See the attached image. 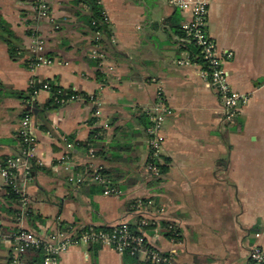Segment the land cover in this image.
<instances>
[{
	"label": "crops",
	"instance_id": "1",
	"mask_svg": "<svg viewBox=\"0 0 264 264\" xmlns=\"http://www.w3.org/2000/svg\"><path fill=\"white\" fill-rule=\"evenodd\" d=\"M76 1L47 0V20L63 29L54 32L49 21L39 27L50 58L29 69L34 40L26 34V20L32 7L27 0H0V25L10 26L23 49L12 59L0 38V162L19 154L22 116L30 112L41 163L29 180H21L30 217H18L22 204L9 199L0 182V227L46 235L63 224L81 231L121 222L135 226L146 217L155 222L145 230L149 244L173 255V264H257L250 253L254 247L264 252V0H202L209 8L210 38L220 54H232L225 64L231 86L248 98L232 126L202 67L180 64L192 48L171 29L176 10L166 0H101L120 54L106 55L100 67L83 34L86 12L77 15ZM179 17L182 27L189 15ZM98 70L105 83L97 80ZM33 80L96 101L46 108V91L28 102L9 96V90L27 92ZM159 101L167 109L160 155L167 172L153 180L146 170L148 129ZM94 129L102 133L91 155L74 143H86ZM64 139L74 146L69 170L60 164ZM88 168L106 171L122 195L105 196ZM77 174L87 182L77 184ZM137 200L147 203L145 211L134 209ZM163 223L179 230L178 243ZM10 254V246L0 244V264H10ZM59 264L126 263L112 248L81 245L65 252Z\"/></svg>",
	"mask_w": 264,
	"mask_h": 264
},
{
	"label": "built area",
	"instance_id": "2",
	"mask_svg": "<svg viewBox=\"0 0 264 264\" xmlns=\"http://www.w3.org/2000/svg\"><path fill=\"white\" fill-rule=\"evenodd\" d=\"M167 4L174 10L186 13L189 19L182 25L185 34L184 40L189 45H194L199 49V56L195 59H201L202 62L193 60L194 56H190L185 61H181V65L195 63L202 67V78L213 88L220 99L224 119L229 125H235L243 104L247 103L248 98L234 91L230 83V73L226 69L225 64L232 59L231 53L220 54L215 41L210 38L208 27V4L202 0H166ZM39 9V19L49 18V4L47 0H42ZM45 42L38 40L36 42L35 51L42 53ZM92 58L97 60L100 58L98 52L93 50ZM44 60L41 64H46ZM39 64V65H41ZM37 65V66H39ZM205 65V68H204ZM36 66V67H37ZM207 67V68H206ZM35 68V67H33ZM32 68V69H33ZM37 82L32 81L31 87L36 86ZM49 92L52 97V89L45 86L44 90ZM59 106H65L72 102L82 101L87 97L79 95H66L59 92L58 95L53 94ZM90 101H96V97L90 98ZM167 109L162 101H159L153 108L152 125L148 129L149 136V159L146 164V170L151 179L159 180L162 177L159 168L160 155L164 143L162 134L163 122ZM100 109L96 111V116L100 117ZM107 128V126H105ZM22 137L21 149L15 157L6 158L0 162V177L4 181L5 187L12 186L15 193L21 198V214L20 217H28L29 200L25 195V189L21 186V180L26 182L30 179L31 163L30 160L35 158L37 151V141L32 135L31 116H25L21 121ZM66 145V155L60 164H63L69 170L70 151L73 144L64 139ZM94 149L90 150V154L94 155ZM41 166V163H37ZM77 184L81 185L87 182L83 174H77L74 177ZM99 186L104 188L105 196L120 197L122 191L111 187L110 181L101 176L96 175L93 180ZM147 203L144 200H137L133 204L137 212L145 211ZM153 220L142 217L139 221L137 231L132 229V225L127 222L117 223L111 227V232L106 233L98 230L96 227H89L78 231L74 227L63 228L59 226L57 231L46 235H39L33 231L26 230L22 227L12 233H5L0 227V244H7L11 248L10 264H27L25 258L27 252L32 249H41L44 253L43 264H59L61 256L72 247L81 245H95L109 247L124 254L129 251L133 257H139L141 261L151 264H173V255L164 254L153 248L146 237L145 230L149 228ZM177 231V230H176ZM179 234H176L172 240L179 242ZM250 260L257 264L264 263V252L260 247H254L250 253Z\"/></svg>",
	"mask_w": 264,
	"mask_h": 264
},
{
	"label": "trees",
	"instance_id": "3",
	"mask_svg": "<svg viewBox=\"0 0 264 264\" xmlns=\"http://www.w3.org/2000/svg\"><path fill=\"white\" fill-rule=\"evenodd\" d=\"M27 1H28L29 5L32 7V11L27 14L26 27L28 29H27L26 34L29 38L34 40V47L32 49V53L34 54V56L30 62L26 63V66L29 69H32L33 67H36L37 65L41 64L42 61L49 60V58H50V54L49 55L45 54V49L43 50L42 53H37L35 51L36 42L38 40L44 41V38H42L41 33L38 31L39 27L41 25L45 24L49 20L39 19L38 6L42 2V0H27ZM76 5H77L76 13L79 17H82L83 11L86 12V15L84 17H82L86 23L83 34H84V36H87L90 38V44H91L92 51L96 50L98 52L100 58L95 60V66L100 67V63L102 61V58H104L106 55L113 54V56L114 55L118 56L120 54L118 49L113 44V33L111 30V25L109 23L108 17L104 11L101 0H77ZM49 13H50V7H49ZM179 13H180V11L175 12L174 16L170 19L169 24H170L171 29L173 31H175L178 36H180L181 38H184L185 34H184L182 27L180 25L181 19L179 17ZM29 16H31V19H29ZM48 24L50 25V27L53 28L54 32L59 33L63 29L62 27H60L59 24H55L52 21H49ZM0 38L7 45L9 54H10L12 59H16V58H18L19 55H22L23 49L20 46V40L10 30V26L7 25L6 23L0 25ZM190 46L192 48L191 49V55L194 56L193 60L196 62H202L201 59H198V58L195 59V57L199 56V54H200L199 49L196 48L194 45H190ZM204 68H205V65H204ZM96 76H97V80L99 82H101V83L106 82L105 81V75H103L101 70L97 71ZM45 86H49L52 89L51 101L45 106L46 108L60 107L59 104H57L56 99L53 98V94L56 96L59 94V92H63L66 95L83 96L82 94L75 93V92L66 93L62 89L55 87L54 85H52L49 82L37 83L36 86L30 87L27 92H16V91L9 90L8 94H9V96H11L17 100H24V101L28 102V101H31L36 96V94H38L40 91L44 90ZM87 99L90 100L89 97H87ZM25 116H31V113L25 112L23 114L22 118H24ZM151 125H152V123L149 126H151ZM43 130L46 132L53 133V130L50 129L48 126L44 127ZM101 133H102V129H94L91 132L89 140L86 143H84V144L83 143H80V144L74 143V144L77 145V147H81L87 151H90L91 148H97V142H100V140H101ZM18 139H19V142L21 144L22 137L20 134H19ZM68 141H69V143L73 142L72 139H68ZM101 148H103V145ZM71 153H72V151H70V154ZM30 163H31L30 177H32V175L35 172L40 170V167L37 165L36 158L31 159ZM159 168L161 170L162 175L167 172V168L165 166H161L160 163H159ZM79 171H80V169H76V173H78ZM87 172H88L87 174H88L89 178H93L96 175H101V176L107 178L111 183V187L118 189L114 185L113 180L111 179V177L109 176V174L106 171L100 170L96 173H93V171L88 168ZM5 189H6L8 198L13 200L14 203L19 206L21 204V198L15 193L13 187L9 186V187H5ZM134 203H132V204H134ZM21 210L22 209L17 210L18 217L21 214ZM30 216H31V213L28 210V217H30ZM163 226L166 228L169 238H173L176 234H179L178 239L181 240L180 232H179V230H177V228H175L174 226L168 225V224H164V223H163ZM62 227L68 228V226H65L64 224L62 225ZM138 228H139V222L135 226L132 225L133 230L137 231ZM149 228H151V226ZM98 230H103L106 233L111 232V229L109 227L98 228ZM5 233H12V232L6 230ZM25 258L27 260V264H43L44 253L41 249L32 248L27 252ZM123 258H124V262L126 264H151V263H146V262L141 261L140 258L137 256L133 257L129 251H126L123 254Z\"/></svg>",
	"mask_w": 264,
	"mask_h": 264
},
{
	"label": "rangeland",
	"instance_id": "4",
	"mask_svg": "<svg viewBox=\"0 0 264 264\" xmlns=\"http://www.w3.org/2000/svg\"><path fill=\"white\" fill-rule=\"evenodd\" d=\"M0 182L3 183V179L0 177Z\"/></svg>",
	"mask_w": 264,
	"mask_h": 264
},
{
	"label": "water",
	"instance_id": "5",
	"mask_svg": "<svg viewBox=\"0 0 264 264\" xmlns=\"http://www.w3.org/2000/svg\"><path fill=\"white\" fill-rule=\"evenodd\" d=\"M33 107H35V106H33ZM33 107H32V108H33Z\"/></svg>",
	"mask_w": 264,
	"mask_h": 264
}]
</instances>
